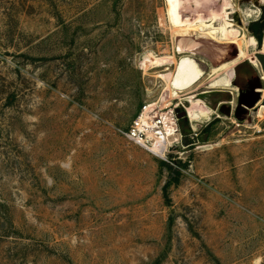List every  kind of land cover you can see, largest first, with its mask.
<instances>
[{"label": "rangeland", "instance_id": "obj_1", "mask_svg": "<svg viewBox=\"0 0 264 264\" xmlns=\"http://www.w3.org/2000/svg\"><path fill=\"white\" fill-rule=\"evenodd\" d=\"M176 2L0 0V264H264L260 1H183L238 32L222 81L237 44L177 40ZM190 48L208 86L170 100L158 61ZM162 111L165 156L135 126Z\"/></svg>", "mask_w": 264, "mask_h": 264}, {"label": "bare ground", "instance_id": "obj_2", "mask_svg": "<svg viewBox=\"0 0 264 264\" xmlns=\"http://www.w3.org/2000/svg\"><path fill=\"white\" fill-rule=\"evenodd\" d=\"M183 1L184 0H177L176 6H175L177 17L170 20L171 27L175 28L177 40H182V39L192 40L191 37H194L195 35L198 36L199 34L198 38H207L211 40V41H208L210 43H213L212 41H215V42L223 41V43L233 42L234 44L235 43L237 44L238 51H239L237 58L233 59L232 61H228L224 63L223 65L213 66L212 69L210 70L212 74H217V77L223 76L219 80L221 81L224 80L227 73L231 72V68L235 66L237 60L243 56L241 42L237 40V34H238L237 30L235 29H233L232 31L230 30L231 31L230 33L228 32V30L225 29L224 26L221 27V29L219 30H215L214 25H215L216 17L209 18L208 20L202 19L203 17L202 18L201 17L192 18L191 14L185 13V11H183L182 9ZM258 1H260V4H264V0H258ZM207 22L209 23L208 25L206 24ZM229 24H230L229 26H231V23ZM208 29H212V31H209ZM223 37H225L226 40H224ZM206 46L207 45L205 44L203 45V47H206ZM260 47L261 49L259 52L261 54H264V37H263L262 45ZM229 48H230V44L227 47V49ZM196 52L199 53L197 48H190L189 51L181 52V53H185L187 57L182 56L180 52H178V54H180L181 56H179L178 58H174L172 56L160 57L158 64H157L158 66L167 64V63H174L176 65L174 72L171 76V79H169V77L164 73L158 75V78L163 80L165 85L167 86L165 87H166V90H168L169 92L170 100L179 99L183 95L188 97V95H192L197 90H203L207 88L208 84H206V86L202 84V78L206 75V72L205 71L203 73L201 72L199 67L194 62V60H197V59H195L192 55H190ZM217 53L219 54L220 51ZM184 57L185 59H183ZM246 57L247 56H245V58ZM165 70H167V68ZM191 101H192L191 103L192 106L190 109L187 110V118H189L192 123L199 122V120L202 118L208 119V117L213 113L212 110L209 108L204 109V110L202 109V107H205L203 101L201 100H195V101L191 100ZM194 105L202 106V107L196 108ZM147 106H150V105H147ZM263 110H264V107H263ZM149 112H153V111H149ZM138 123L139 124H138L137 130L143 132L145 139L151 142V146H152L151 150L158 151L164 156L165 153L164 151L162 152L163 145L167 146L169 142H172L173 139L175 140L176 138L175 136L178 134V131L175 126V120H174V117L171 115V112L162 111L160 116L148 115V114L146 115V112H145L139 117ZM160 125H162L165 130V132L161 133V135L160 133H158V129Z\"/></svg>", "mask_w": 264, "mask_h": 264}, {"label": "water", "instance_id": "obj_3", "mask_svg": "<svg viewBox=\"0 0 264 264\" xmlns=\"http://www.w3.org/2000/svg\"><path fill=\"white\" fill-rule=\"evenodd\" d=\"M261 15L258 20H254L251 22L248 29L252 32L254 38L256 39L258 47L262 45L263 37H264V4L260 5ZM257 58L260 62L261 69L264 72V54H258ZM262 105H264V98L262 100ZM226 114H229V110H226Z\"/></svg>", "mask_w": 264, "mask_h": 264}, {"label": "built area", "instance_id": "obj_4", "mask_svg": "<svg viewBox=\"0 0 264 264\" xmlns=\"http://www.w3.org/2000/svg\"><path fill=\"white\" fill-rule=\"evenodd\" d=\"M138 121L136 122V124H135V126H136V129H138ZM137 132H139L140 134H143V132H141V131H138L137 130ZM165 132V130H164V128H163V126L162 125H160L159 126V129H158V133H160V135H161V133H164ZM171 142H169L168 144H167V146L166 145H163V148H162V152L164 151V153L166 154L167 153V151L171 148ZM158 152V151H157ZM159 153V152H158ZM160 156H163V154H161L160 153ZM165 156V155H164Z\"/></svg>", "mask_w": 264, "mask_h": 264}, {"label": "trees", "instance_id": "obj_5", "mask_svg": "<svg viewBox=\"0 0 264 264\" xmlns=\"http://www.w3.org/2000/svg\"><path fill=\"white\" fill-rule=\"evenodd\" d=\"M184 134H186V133H184ZM165 190H166V188H164Z\"/></svg>", "mask_w": 264, "mask_h": 264}]
</instances>
